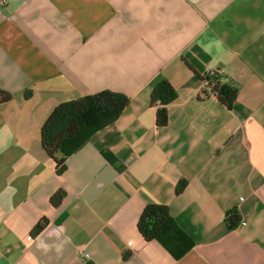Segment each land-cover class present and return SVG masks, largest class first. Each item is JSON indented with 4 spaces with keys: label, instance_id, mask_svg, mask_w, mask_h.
<instances>
[{
    "label": "crops",
    "instance_id": "crops-1",
    "mask_svg": "<svg viewBox=\"0 0 264 264\" xmlns=\"http://www.w3.org/2000/svg\"><path fill=\"white\" fill-rule=\"evenodd\" d=\"M211 69L238 89L231 107L207 92ZM160 80L177 91L165 126L150 103ZM0 87L13 94L0 104V264H264V0H0ZM102 89L129 105L58 174L44 121ZM148 203L192 237L180 258L139 232Z\"/></svg>",
    "mask_w": 264,
    "mask_h": 264
},
{
    "label": "trees",
    "instance_id": "trees-1",
    "mask_svg": "<svg viewBox=\"0 0 264 264\" xmlns=\"http://www.w3.org/2000/svg\"><path fill=\"white\" fill-rule=\"evenodd\" d=\"M202 81L214 83L211 93L221 103L231 107L237 97L238 89L228 81H221L217 69L200 75ZM177 97V91L168 80H160L153 84L150 103L156 106V124L165 126L168 123V105ZM13 98L11 91L0 87V104ZM127 94L111 89H102L93 94L65 100L56 105L41 127V142L44 150L55 161L56 171L62 174L66 169L67 158L81 148L98 130L115 123L129 105ZM111 163H116L115 155L102 151ZM187 181L182 179L176 186V193H181ZM65 196L63 190L51 196V202L59 205ZM228 228L237 226L239 216L232 210L226 218ZM48 224L43 218L37 223L33 234H40ZM138 230L145 240L158 241L175 258L183 256L192 246V237L184 231L170 212V208L162 203H148L138 219Z\"/></svg>",
    "mask_w": 264,
    "mask_h": 264
},
{
    "label": "built area",
    "instance_id": "built-area-1",
    "mask_svg": "<svg viewBox=\"0 0 264 264\" xmlns=\"http://www.w3.org/2000/svg\"><path fill=\"white\" fill-rule=\"evenodd\" d=\"M211 71H212V69L210 71H208V72H211ZM203 83L206 85L207 92H209L210 94H212L210 91H211L214 83H212V81H210V80L209 81L204 80Z\"/></svg>",
    "mask_w": 264,
    "mask_h": 264
}]
</instances>
